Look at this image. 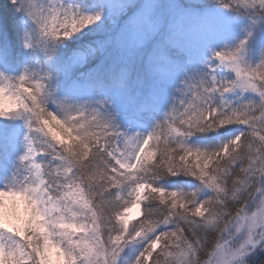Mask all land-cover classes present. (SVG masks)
Segmentation results:
<instances>
[{"label": "snow or ice", "instance_id": "1", "mask_svg": "<svg viewBox=\"0 0 264 264\" xmlns=\"http://www.w3.org/2000/svg\"><path fill=\"white\" fill-rule=\"evenodd\" d=\"M0 264H264V0H0Z\"/></svg>", "mask_w": 264, "mask_h": 264}, {"label": "rangeland", "instance_id": "2", "mask_svg": "<svg viewBox=\"0 0 264 264\" xmlns=\"http://www.w3.org/2000/svg\"><path fill=\"white\" fill-rule=\"evenodd\" d=\"M135 213V209H133V214Z\"/></svg>", "mask_w": 264, "mask_h": 264}]
</instances>
